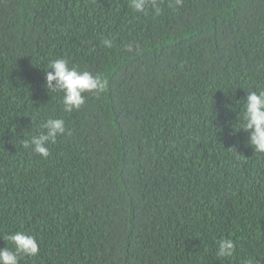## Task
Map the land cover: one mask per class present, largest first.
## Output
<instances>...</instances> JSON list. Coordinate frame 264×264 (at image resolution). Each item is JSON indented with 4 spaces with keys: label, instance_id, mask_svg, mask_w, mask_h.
<instances>
[{
    "label": "trees",
    "instance_id": "16d2710c",
    "mask_svg": "<svg viewBox=\"0 0 264 264\" xmlns=\"http://www.w3.org/2000/svg\"><path fill=\"white\" fill-rule=\"evenodd\" d=\"M156 4L0 0V248L40 249L18 264H264V154L240 129L264 0ZM60 58L106 90L64 111L45 86ZM49 118L66 131L44 158L23 142Z\"/></svg>",
    "mask_w": 264,
    "mask_h": 264
},
{
    "label": "clouds",
    "instance_id": "9594fccd",
    "mask_svg": "<svg viewBox=\"0 0 264 264\" xmlns=\"http://www.w3.org/2000/svg\"><path fill=\"white\" fill-rule=\"evenodd\" d=\"M182 0H175L179 6ZM151 4L154 11L159 14L160 8L156 0H130L131 8L143 13ZM102 43L106 47L112 46V41L105 39ZM131 45L128 50H131ZM50 71H46V88L52 91L63 92L64 111L72 112L79 110L85 104V93L99 95L107 88V80L99 74L93 75L89 71L78 70L77 67H69L66 59L53 60L49 65ZM55 82V83H53ZM242 113V126L245 132L249 133L248 144L252 146L254 152L264 154V89L260 91H249L244 102ZM41 131L38 135L32 136L23 142L24 148H31L33 152L47 158L50 155L48 145L55 143L58 135H63L66 131L65 121L59 118H49L42 123ZM14 244V250L0 248V264H18L23 256L35 257L39 254V245L36 238L25 232H15L6 237ZM235 252L234 241L230 238L221 239L218 242L217 256L229 258Z\"/></svg>",
    "mask_w": 264,
    "mask_h": 264
}]
</instances>
